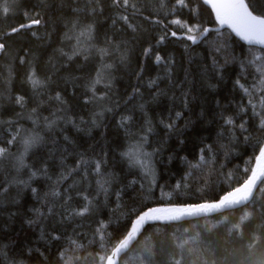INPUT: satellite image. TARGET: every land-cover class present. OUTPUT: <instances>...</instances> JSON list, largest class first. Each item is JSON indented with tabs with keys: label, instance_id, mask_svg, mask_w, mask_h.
<instances>
[{
	"label": "trees",
	"instance_id": "16d2710c",
	"mask_svg": "<svg viewBox=\"0 0 264 264\" xmlns=\"http://www.w3.org/2000/svg\"><path fill=\"white\" fill-rule=\"evenodd\" d=\"M131 3L136 7L117 9L100 0L103 11L92 12L97 5L89 0H8L5 14L0 0V42L7 47L0 55V146L9 149L0 159V264H61L70 240L83 245L75 264H94L92 257L103 254L100 222L117 236L149 208L215 201L254 166L264 145L255 67L264 61H249L264 58V49L221 29L202 0L187 8L175 0ZM32 19L41 22L12 33ZM173 19L210 31L195 44L172 36L158 43L166 28L183 36ZM88 25L91 38L80 36ZM33 73L41 86L33 87ZM228 117L236 126L225 124ZM29 134L40 140L25 152L21 137ZM137 146L149 154L140 156L144 165L126 155ZM21 154L26 167L18 168ZM84 206L89 212L76 215ZM242 216L234 210L146 225L159 253L153 264H165L173 234L176 243L194 238L191 246L209 264H257L264 258V210L251 221ZM250 235L259 241L251 252Z\"/></svg>",
	"mask_w": 264,
	"mask_h": 264
},
{
	"label": "snow or ice",
	"instance_id": "6c2138e0",
	"mask_svg": "<svg viewBox=\"0 0 264 264\" xmlns=\"http://www.w3.org/2000/svg\"><path fill=\"white\" fill-rule=\"evenodd\" d=\"M95 3L97 7L91 8L90 11H103L99 8L100 0H89V4ZM176 6L180 8L189 7V0H175ZM204 5H207L214 13V20L221 26L227 27L242 41L247 42L248 45H260L264 47V0H202ZM111 5L117 9L135 8L136 5L131 3V0H111ZM88 8V4H86ZM10 10L8 0H4L3 12L7 14ZM27 15V13H25ZM119 19L124 21L128 27H133L129 22V17L126 15H120ZM39 19H32L30 24H21L18 27L12 28V33L20 32L25 27H31L32 25L40 24ZM115 23V21H113ZM162 23V21H160ZM170 23L176 25L178 28L183 29V36L178 37L176 31L165 30L164 34L158 39V43H163L168 36L183 38L191 41L193 44L197 43L200 36L204 35L210 29L203 28L197 24H189L186 21L180 19H173ZM93 29L91 25H88L84 31L80 32V36H87L91 38ZM196 33H199L198 36ZM34 34V33H33ZM152 52V49H146L145 55ZM0 55H7L6 44L0 42ZM71 58V57H70ZM163 57L155 55L157 63L163 61ZM258 61H264V58L257 56L255 59L249 61L250 65H257ZM21 63L23 60L21 59ZM255 72L259 74V84L256 86V90L264 93V62L255 67ZM29 80L33 87L41 86L42 82L33 73ZM98 82V81H97ZM239 84V81H237ZM243 91L249 96L252 95V91L244 85H239ZM60 99L59 96L56 97ZM15 102L17 104H23L24 98L17 97ZM252 104V101H248ZM259 103L264 106V95L259 97ZM255 108V105H252ZM241 111H244L242 108ZM180 114L177 113V116ZM225 124L229 126H236L235 120L232 117L225 119ZM54 123V121H53ZM261 128H264V119L261 120ZM172 127V125H168ZM240 129H244V124L238 125ZM19 133L12 137L7 143H12L17 139ZM21 140L25 146V152L28 148L32 147L40 140L38 134L27 135L21 137ZM211 148V146H209ZM9 155V149L7 147L0 146V159H3ZM130 159L135 163L144 165V160L140 159L143 155L147 157L149 154L141 153L139 146L133 149L129 153H126ZM203 159V157H201ZM254 167L244 169L246 178L237 181V185L231 187L222 196L218 197L215 201L205 202L200 204L188 205L184 207H164V208H149L148 210L141 211L136 214L135 219L131 220L129 225L117 236L106 232L107 225L100 222V227L97 229V233L100 236V249L103 254L98 252L92 257L94 264H153V261L158 258L159 253L155 246L149 243L150 237L146 235L144 226L149 222H161L164 224H171L175 221L184 220L188 217H201L207 216L211 213H225L228 210H239L243 213L242 219L244 221H251L255 219L257 211L264 210V146L259 147L258 155L254 157ZM87 163V162H85ZM18 168L26 167L23 159V154L17 157ZM96 170H100V162H95ZM198 165H194L197 167ZM35 175V173H33ZM105 181L104 183H106ZM24 183V181H20ZM104 183H101V188L104 187ZM179 187V186H178ZM57 194V193H54ZM87 199V198H85ZM259 203L260 208L257 209L256 205ZM89 212V208L84 206L82 210L76 215H84ZM227 217H225V221ZM260 228L264 230V224L260 225ZM235 231L238 233L239 238L243 239V231L237 224L234 226ZM188 230L185 229V232ZM174 236V250L167 253V259L165 264H195L197 260L201 261V264H209L207 259H201V255L191 245L194 242V238H184L181 242L176 243L179 237ZM60 239V237H54ZM251 243L246 245L249 252L258 243V239L255 236H249ZM73 247L71 249H65L59 253V260L61 264H75L81 257L76 253L83 248V245L78 244L75 240L69 241ZM135 253V254H134ZM91 255V254H90ZM214 264V262H213ZM257 264H264V258H261Z\"/></svg>",
	"mask_w": 264,
	"mask_h": 264
},
{
	"label": "water",
	"instance_id": "95a60500",
	"mask_svg": "<svg viewBox=\"0 0 264 264\" xmlns=\"http://www.w3.org/2000/svg\"><path fill=\"white\" fill-rule=\"evenodd\" d=\"M207 6V5H206ZM208 7V6H207ZM209 8V7H208ZM210 9V8H209ZM211 10V9H210ZM212 11V10H211ZM214 15V13H213ZM221 27V26H220ZM221 29H228L226 26L225 27H221ZM230 30V29H229ZM231 31V30H230ZM235 35V33H234ZM236 36V35H235ZM237 38H239L238 36H236ZM240 39V38H239ZM241 40V39H240ZM242 41V40H241ZM244 44H246L247 46H251V47H255V48H260V49H264V47L260 46V45H248L247 42L245 41H242ZM264 146V145H263ZM255 165V163H254ZM254 167V166H253ZM190 205H193V204H190ZM184 206H188V205H171V206H158V207H154V208H164V207H184ZM229 211H234V210H228L227 212ZM226 213V212H225ZM221 213H211L207 216H201V217H188L184 220H180V221H175V222H172V223H183V222H189V221H195V220H200V219H204V218H208V217H212V216H215V215H219ZM155 223H161V222H149L148 224L146 225H149V224H155ZM161 224H164V223H161ZM145 225V226H146ZM144 226V228H145Z\"/></svg>",
	"mask_w": 264,
	"mask_h": 264
}]
</instances>
